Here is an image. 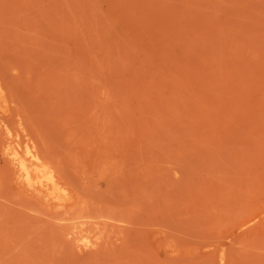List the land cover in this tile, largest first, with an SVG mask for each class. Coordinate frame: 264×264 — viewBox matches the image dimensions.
I'll return each instance as SVG.
<instances>
[{
	"label": "rangeland",
	"instance_id": "obj_1",
	"mask_svg": "<svg viewBox=\"0 0 264 264\" xmlns=\"http://www.w3.org/2000/svg\"><path fill=\"white\" fill-rule=\"evenodd\" d=\"M0 84V264H264V0H0Z\"/></svg>",
	"mask_w": 264,
	"mask_h": 264
},
{
	"label": "bare ground",
	"instance_id": "obj_2",
	"mask_svg": "<svg viewBox=\"0 0 264 264\" xmlns=\"http://www.w3.org/2000/svg\"><path fill=\"white\" fill-rule=\"evenodd\" d=\"M7 103L5 91L0 84V111L2 113L5 112ZM5 130H7L6 126ZM9 137L7 140H12ZM13 142L16 143L15 141ZM16 144L17 146L19 145V143ZM17 146L11 147L10 142L6 147L5 154L10 157V164L16 167L19 177L23 179L27 188L43 195L42 200L45 208H60L63 212H68L69 216L65 217L61 222L63 226L69 227L72 231L84 230L89 225L87 221L88 214L84 212L78 213L74 209L75 206L80 204V194L75 190H71L67 186L65 179L54 170L48 171L45 175H41L38 172L40 168L44 169L48 166L44 165L42 159L34 154L35 147L33 145L27 144L24 150ZM89 244L90 241H87L86 245Z\"/></svg>",
	"mask_w": 264,
	"mask_h": 264
}]
</instances>
